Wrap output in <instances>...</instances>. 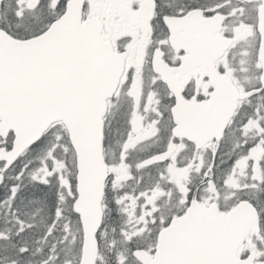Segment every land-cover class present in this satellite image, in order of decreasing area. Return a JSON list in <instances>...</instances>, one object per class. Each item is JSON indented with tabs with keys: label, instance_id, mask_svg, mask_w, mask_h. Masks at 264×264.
<instances>
[{
	"label": "snow or ice",
	"instance_id": "1",
	"mask_svg": "<svg viewBox=\"0 0 264 264\" xmlns=\"http://www.w3.org/2000/svg\"><path fill=\"white\" fill-rule=\"evenodd\" d=\"M0 264H264V0H0Z\"/></svg>",
	"mask_w": 264,
	"mask_h": 264
}]
</instances>
